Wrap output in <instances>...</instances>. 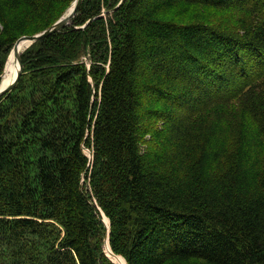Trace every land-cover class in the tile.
<instances>
[{
  "label": "trees",
  "instance_id": "1",
  "mask_svg": "<svg viewBox=\"0 0 264 264\" xmlns=\"http://www.w3.org/2000/svg\"><path fill=\"white\" fill-rule=\"evenodd\" d=\"M75 1L0 0V85ZM102 1L0 99V264H264V0Z\"/></svg>",
  "mask_w": 264,
  "mask_h": 264
},
{
  "label": "rangeland",
  "instance_id": "2",
  "mask_svg": "<svg viewBox=\"0 0 264 264\" xmlns=\"http://www.w3.org/2000/svg\"><path fill=\"white\" fill-rule=\"evenodd\" d=\"M109 2H110V0H108V2L107 1H102V5L110 4ZM65 7L66 6H62L59 9L60 15L62 13L63 14L67 13L70 10V8H71L70 7L67 11H65L64 10ZM64 11H65V13H64ZM194 13H195V15H194V18L195 19H199L200 18L202 20L209 21L210 23H214L215 25L230 26V27L234 28V23L233 22L235 20V17H234L235 15L233 13L229 12V11H224L223 9H220V10H211V9H207V8L198 7V8H194ZM39 31H41V30L39 29L36 32L38 33ZM94 35L97 36V34H95V33H94ZM50 36H47V37H50ZM47 37H45V38H47ZM89 37L91 38V35H90L89 31H88V33L86 34V41H87L86 42V45H88L90 43L88 41ZM41 40H44V38L41 39ZM82 40L83 39H81V43H82ZM83 42L85 43V41H83ZM40 43L25 44L24 46H22L23 47V51H22L23 53L22 54H24V55L30 54L29 57H28V59H27V68H28V70L37 69V66H35L34 64H29V63L34 62L35 58H37V55H38L37 52H38V49H39L38 46H39ZM11 51L12 50H9L7 53H5V66H4V70H3V75H4L5 71H6L7 64L9 63V57H10ZM85 61L87 62V59H85ZM3 75L1 77V83L7 77V73L5 74L4 77H3ZM84 152L87 154V156L92 161L93 158H94V156H93V150L90 147H86L85 146ZM92 162H91V165H90V171H93L95 168H97V167L94 166V163H92ZM94 172H95V170H94ZM89 175H91V173H89ZM96 176H98V173L96 174ZM93 178L95 179V177H93ZM85 182L87 184V187L89 186L90 189H91L92 184H91V178H90V176L87 178V180ZM99 195H100V193H99ZM102 195H105V192H102ZM101 218H102L103 224L105 226L107 224V229L109 231V228H108L109 227L108 225H110L109 218L103 212L101 213ZM106 245H107V243H106ZM105 252L107 253V256L110 259V261H112L114 264H120V263H118V262L115 261V259H114L115 256L113 255V252H109L107 250V247H106V251ZM120 258H122V257H120Z\"/></svg>",
  "mask_w": 264,
  "mask_h": 264
},
{
  "label": "water",
  "instance_id": "3",
  "mask_svg": "<svg viewBox=\"0 0 264 264\" xmlns=\"http://www.w3.org/2000/svg\"><path fill=\"white\" fill-rule=\"evenodd\" d=\"M126 0H122V2L120 3V5L118 6V8L125 2ZM83 0H76L74 2V4L72 5V7L70 8V10L68 11V13L61 18L54 26H52L51 28L45 30L44 32L38 34V35H34V36H24L22 38H20L13 46L10 57H9V63L7 64L6 67V71L3 75V77L5 76L6 73H8L9 71V67L12 65L13 63V67L15 68V74H14V78L12 80V82L8 85H3V83H1L0 85V99L5 96L6 94L10 93L12 90H14L16 88V86L19 83V80L22 76V71H23V63H22V59H21V55H22V51H23V47L22 44H34L36 42H38L39 40L50 36L52 34H55L57 32L62 31L63 29H65L67 26H69L71 20L75 17L80 5L82 4ZM108 13H105L104 15H106ZM92 21V20H91ZM90 21V22H91ZM90 22H88L87 24H89ZM87 24L84 26L86 27ZM3 82V81H2ZM109 230H110V225H108ZM107 227V224H106ZM107 250L109 252H111L110 250V245H109V240H107ZM114 255V254H113ZM115 258L117 260H119L120 257L114 255ZM122 264V263H120ZM127 264V263H126Z\"/></svg>",
  "mask_w": 264,
  "mask_h": 264
},
{
  "label": "bare ground",
  "instance_id": "4",
  "mask_svg": "<svg viewBox=\"0 0 264 264\" xmlns=\"http://www.w3.org/2000/svg\"><path fill=\"white\" fill-rule=\"evenodd\" d=\"M106 12L103 13V15L105 14ZM107 15V14H106ZM25 44L23 43L22 46H24ZM14 74H15V68L13 67V63L12 65L9 67V71L7 73V77L4 79V81L2 82L3 85H8V83L10 84L14 78ZM114 254V253H113ZM113 258V257H112ZM115 261L118 262V263H122V264H126L125 260H123L122 258H119V260H117L115 257H114Z\"/></svg>",
  "mask_w": 264,
  "mask_h": 264
}]
</instances>
